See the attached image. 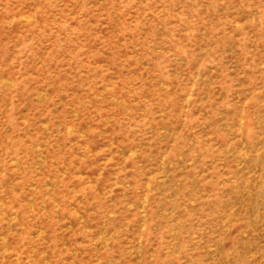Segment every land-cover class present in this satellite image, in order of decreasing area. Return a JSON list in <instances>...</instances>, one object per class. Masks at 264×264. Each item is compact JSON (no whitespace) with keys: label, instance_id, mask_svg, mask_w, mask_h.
<instances>
[{"label":"rangeland","instance_id":"rangeland-1","mask_svg":"<svg viewBox=\"0 0 264 264\" xmlns=\"http://www.w3.org/2000/svg\"><path fill=\"white\" fill-rule=\"evenodd\" d=\"M0 264H264V0H0Z\"/></svg>","mask_w":264,"mask_h":264}]
</instances>
